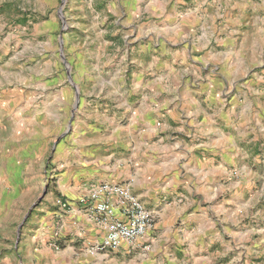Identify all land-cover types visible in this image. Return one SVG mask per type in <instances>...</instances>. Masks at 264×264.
<instances>
[{
	"label": "crops",
	"instance_id": "0c3cea01",
	"mask_svg": "<svg viewBox=\"0 0 264 264\" xmlns=\"http://www.w3.org/2000/svg\"><path fill=\"white\" fill-rule=\"evenodd\" d=\"M241 1L240 17L253 16L252 27L255 23L264 32L260 19L264 0L257 2L258 9L253 6L254 14L246 12L252 0ZM194 17L171 26L133 30L138 46L130 54L125 51L118 64L130 61L142 68L128 83L120 74L124 93L112 106L114 114L126 116V123L123 129H115L113 141H107L116 154L111 165L99 161V172L89 176H109L128 185L154 210V230L167 227L147 236L145 249L88 253L86 246L99 241L100 233L75 208L82 194L77 179L72 187L64 188L72 210L59 214L61 249L46 244L52 228V212L47 211L41 241L24 234L13 245L0 240V264H264V147L258 142L264 138V88L259 81L243 83L252 64L243 46L248 31L235 42L234 57L225 48L224 59L192 54L186 62L184 53L177 57L166 49L179 45L190 51L197 47L196 41L177 35L175 39L181 41L173 43L164 33L195 34L197 24L203 41L210 43L215 31L232 27L230 21L216 25L212 14ZM147 35L156 42H140ZM222 36L214 40L233 44L227 33ZM261 44L264 47V36L254 39L250 47L257 51ZM152 47L157 50L154 63L143 60ZM214 69L219 70L215 75ZM116 76L100 80L111 84ZM229 93H233L231 102L225 105L221 98ZM96 147L101 148L94 144L91 151ZM123 147L129 153L117 155ZM11 204L1 207L0 219ZM177 220L181 224L174 229L171 224Z\"/></svg>",
	"mask_w": 264,
	"mask_h": 264
},
{
	"label": "rangeland",
	"instance_id": "374dc122",
	"mask_svg": "<svg viewBox=\"0 0 264 264\" xmlns=\"http://www.w3.org/2000/svg\"><path fill=\"white\" fill-rule=\"evenodd\" d=\"M215 1L0 0V209L12 201L7 205V214L0 219V240H8L13 245L24 234V237L41 241L46 233L44 216L51 211V235L46 244L53 248V236L57 234L61 249L59 214L63 211L56 200H70L64 188L72 187L77 179L82 186L80 193H85L96 182H119L109 176H89L99 172V161L111 165L116 154H112L115 151H110L112 148L107 141H113L117 135L115 129H123L126 123V116L114 114L117 111L112 106L124 93L120 74L128 83L135 76L133 73L142 68L141 64L130 61L127 65L118 64L125 51L130 54L133 46H138V36L133 33L135 28L171 26L173 22H186L190 16L202 13L212 14L216 25L230 21L232 27L222 28L224 32L213 28L215 32L210 35V43L203 41L197 24L193 30L195 34L164 33L173 43L181 41L175 39L181 35V38L194 39L197 46L187 51L178 45L166 51L177 57L184 53L186 62L192 54L224 59L225 48L234 57L238 48L235 42L242 37L243 31H248L243 46L247 62L252 64L243 83L247 79L259 81V86L264 88V47L261 44L257 51L250 47L254 39L261 40L264 32H259L255 23L252 27L253 16L240 17L241 0ZM252 2L246 9L247 14L255 13L253 6L259 8L257 2L260 0ZM260 6L263 16L260 19L264 20V2ZM240 19L244 21L242 25L238 23ZM236 25L241 32H237ZM225 33L233 39L230 46L214 40ZM144 41L156 42L150 35L140 42ZM153 48L143 60L156 61L157 50ZM218 71L214 69L213 75ZM115 74L111 84L100 80ZM230 94L233 95L229 93L221 98L225 105L231 102ZM258 142L264 147V138L259 137ZM94 144L101 148L91 151ZM128 150L120 148L117 155L123 156ZM85 172L87 175L82 176ZM141 201L154 215V210ZM180 224L177 220L171 227L176 229ZM166 227L152 228L145 238ZM145 238L143 242L149 245Z\"/></svg>",
	"mask_w": 264,
	"mask_h": 264
},
{
	"label": "built area",
	"instance_id": "2783aa9c",
	"mask_svg": "<svg viewBox=\"0 0 264 264\" xmlns=\"http://www.w3.org/2000/svg\"><path fill=\"white\" fill-rule=\"evenodd\" d=\"M56 204L62 211L72 210L67 199H57ZM75 208L100 233L99 241L87 246L88 253L130 251L148 246L141 240L153 228L154 215L128 185L113 181L93 183L77 198ZM56 236L52 246L59 249Z\"/></svg>",
	"mask_w": 264,
	"mask_h": 264
}]
</instances>
